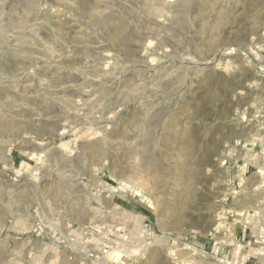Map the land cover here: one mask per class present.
<instances>
[{
	"label": "rangeland",
	"instance_id": "374dc122",
	"mask_svg": "<svg viewBox=\"0 0 264 264\" xmlns=\"http://www.w3.org/2000/svg\"><path fill=\"white\" fill-rule=\"evenodd\" d=\"M0 264H264V0H0Z\"/></svg>",
	"mask_w": 264,
	"mask_h": 264
},
{
	"label": "bare ground",
	"instance_id": "6f19581e",
	"mask_svg": "<svg viewBox=\"0 0 264 264\" xmlns=\"http://www.w3.org/2000/svg\"><path fill=\"white\" fill-rule=\"evenodd\" d=\"M186 5V3H184L183 4V6H185ZM121 25V24H120ZM119 30V29H118ZM118 40V39H117ZM123 41V40H122ZM124 42V41H123ZM123 44V43H122ZM120 45V44H119ZM92 153V152H91ZM144 153V152H143ZM95 155H94V157H96L97 158V156H99L98 154H99V151L96 149L95 150V153H94ZM97 161V160H96Z\"/></svg>",
	"mask_w": 264,
	"mask_h": 264
}]
</instances>
